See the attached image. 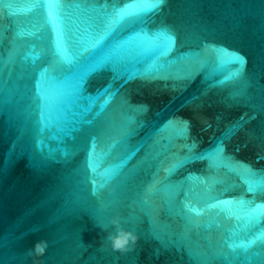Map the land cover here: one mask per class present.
Listing matches in <instances>:
<instances>
[{"label": "water", "instance_id": "1", "mask_svg": "<svg viewBox=\"0 0 264 264\" xmlns=\"http://www.w3.org/2000/svg\"><path fill=\"white\" fill-rule=\"evenodd\" d=\"M63 7L73 19L90 20L112 3L65 0ZM30 8L26 0H0V264H264V248H253L255 254L249 253L245 261L244 255L236 257L223 246L233 221L221 217L219 227L205 229L197 225L208 220L207 213L194 218L193 225L185 219V200L202 208L205 199V186L186 177L221 180L213 194L228 188L224 198L230 199L244 196L237 176L212 171L204 161L189 163L167 179L164 172L185 153V143L194 141L197 152L209 149L242 115L248 122L225 141L226 152L264 169V158H259L264 157V0H167L149 27L173 28L178 34L176 54L195 49L202 40L239 52L247 61L244 80L212 87L220 76L214 75L211 59L189 80L137 79L124 84L114 81L110 71L98 72L88 80L87 92L94 95L111 83L119 95L101 116L89 115L92 124L75 141L65 139L63 146L76 154L55 162L43 159L35 147L39 133L31 100V54H41L36 66H47L51 33L43 29L17 36L19 30L27 32L42 23L43 0L38 9ZM240 91L241 98H231ZM137 105L147 111L137 115ZM133 115L136 120L129 123L126 117ZM170 119L189 121L190 138L165 148L154 131ZM92 137L105 150L115 142L102 169L135 152L122 174L95 195L82 169L84 148ZM44 140L46 146L58 147L47 132ZM257 203H264V197H257ZM115 216L137 236L126 251L113 250L105 238L113 231L109 222ZM260 230L264 221L252 229ZM40 240L47 242L44 254L30 255Z\"/></svg>", "mask_w": 264, "mask_h": 264}, {"label": "snow or ice", "instance_id": "2", "mask_svg": "<svg viewBox=\"0 0 264 264\" xmlns=\"http://www.w3.org/2000/svg\"><path fill=\"white\" fill-rule=\"evenodd\" d=\"M26 2L32 5L28 11H32L33 8H39L41 0ZM166 2L167 0H111L112 7L101 9L94 19L84 20L73 19L66 12L63 7L65 0H43L42 23L34 24L30 31L21 29L17 32L18 37L33 36L43 29L51 33V60L46 62L47 66H36L41 54H31L34 70L31 100L39 133L35 147L43 159L55 162L59 158L60 161H67L75 155L74 149L63 146L65 139L75 141L85 126L92 124L89 115L98 118L119 95L120 89L113 88L111 83L94 95L87 92L88 80L98 72L110 71L114 81H123L124 84L137 79L189 80L198 74V70L207 68L211 59L214 75L220 76L213 80L212 87H226L244 80L247 61L234 50L202 40L195 49L176 54L178 34L175 30L167 25H160L155 29L149 27L152 17L160 12ZM243 95L242 91L233 92L231 98L236 100ZM2 105L3 101L0 99V113L3 111ZM146 111V106H134L137 115ZM126 119L129 123H134L136 116ZM247 122L242 115L226 127L211 148L204 151L197 152L194 141L185 143V153L178 155L175 162L164 169L167 179L189 163L204 161L212 171L223 169L239 178L244 196L225 199L224 193L228 188L213 194L215 185L223 181L213 178L209 183L206 178L189 175L185 178L187 182L195 179L205 186L204 205L197 208L186 199L183 209L189 225L195 224L194 218L198 219L207 213L208 220L203 225H197L205 229L219 227L221 217L233 221V226L226 230L222 243L234 256L244 255L245 261L249 260V253H252L253 248H264V230L252 231L255 224L264 221V203H257V197H264V169H254L229 155L225 141L240 132ZM46 132L57 140L58 147L55 150L46 146ZM154 135L159 137L165 148L176 140L189 141L190 122L184 119L167 120L155 129ZM114 147L115 142L107 150L102 149L96 138L92 137L84 148L86 156L82 169L93 184V195L121 175L135 155V152L130 153L117 163L102 169L101 165ZM246 196L251 199L245 198Z\"/></svg>", "mask_w": 264, "mask_h": 264}, {"label": "clouds", "instance_id": "3", "mask_svg": "<svg viewBox=\"0 0 264 264\" xmlns=\"http://www.w3.org/2000/svg\"><path fill=\"white\" fill-rule=\"evenodd\" d=\"M110 226L113 231L108 232L105 237L111 244L113 250L126 251L129 244H135L137 236L131 231L125 230L118 216L112 217ZM103 227V226H102ZM104 230H107L106 228ZM47 242L44 240L37 241L33 249L29 250L30 255L42 256L46 250Z\"/></svg>", "mask_w": 264, "mask_h": 264}]
</instances>
